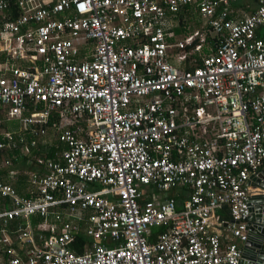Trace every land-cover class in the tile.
Masks as SVG:
<instances>
[{
	"label": "built area",
	"instance_id": "2783aa9c",
	"mask_svg": "<svg viewBox=\"0 0 264 264\" xmlns=\"http://www.w3.org/2000/svg\"><path fill=\"white\" fill-rule=\"evenodd\" d=\"M236 1L0 0V125L17 123L0 155L49 130L63 146L26 160L27 196L2 159L0 264H238L264 168V0L233 19ZM188 6L201 29L174 38Z\"/></svg>",
	"mask_w": 264,
	"mask_h": 264
},
{
	"label": "trees",
	"instance_id": "16d2710c",
	"mask_svg": "<svg viewBox=\"0 0 264 264\" xmlns=\"http://www.w3.org/2000/svg\"><path fill=\"white\" fill-rule=\"evenodd\" d=\"M194 17H195V15L191 11H189L186 7L183 10L179 11L176 14V19L178 21L177 22L178 24H177V28L174 29V33L179 34V33L187 32V30L184 29L185 23H187L186 21L192 20ZM188 31H191V30H188ZM208 40L209 39L206 37V41H208ZM16 128H17V123L15 121H10V122H7V123L0 125V129H5V130H7V129L14 130ZM18 149L19 148L9 150L5 154L0 155V163H1L3 158L6 160L8 159L11 163V167L9 169H15L17 164H23V163H25L26 160L31 161L34 157H43V158H50L51 159V158H53V152L60 150V147H59L57 142L52 141V137H51L49 144H47V143L46 144H38L35 148L29 150L28 156H25V157L22 156V158L19 162L17 160V158L19 157ZM7 171L8 170H0V181H2V182L6 181ZM22 179H23V176L18 173L16 175V181L13 183V187L19 196H26L25 190H24L25 185H24V182H22ZM177 200L179 203V199H177ZM5 203H6V201H0V204L5 205ZM179 208H180L179 204H178V206L176 205V210H179ZM160 231H161V229L153 230L150 234L151 238L155 233L160 232ZM151 238H150V240H151ZM87 243H88V240L85 237H83L82 235H78L68 245V247L74 253L80 254L83 251L82 246L84 244H87Z\"/></svg>",
	"mask_w": 264,
	"mask_h": 264
},
{
	"label": "water",
	"instance_id": "95a60500",
	"mask_svg": "<svg viewBox=\"0 0 264 264\" xmlns=\"http://www.w3.org/2000/svg\"><path fill=\"white\" fill-rule=\"evenodd\" d=\"M247 184L258 186L261 193L251 198L250 215L246 219L248 237L241 247L238 264H264V168L255 177L251 176Z\"/></svg>",
	"mask_w": 264,
	"mask_h": 264
},
{
	"label": "crops",
	"instance_id": "0c3cea01",
	"mask_svg": "<svg viewBox=\"0 0 264 264\" xmlns=\"http://www.w3.org/2000/svg\"><path fill=\"white\" fill-rule=\"evenodd\" d=\"M255 0H237L235 3H233L232 5H231V11H232V13L230 14V17L231 18H233V19H240V18H242L243 16H245V15H247V14H249L250 12H252L253 10H254V8H255ZM185 7H183L181 10H183ZM189 11H191L194 15H195V17L199 20V22L201 23V20L199 19V17L197 16V14H195L192 10H191V7H186ZM180 10V11H181ZM178 21H177V19H176V17L174 18V21L172 22V25H171V28H170V32L172 33V35L174 36V38H178V37H181V36H183V35H185V34H187V33H190V32H192V31H194V30H191V31H188L187 30V27H185L184 29L185 30H187V32H185V33H179V34H175L174 33V29L175 28H177V23ZM208 38V37H207ZM209 39V38H208ZM209 41V40H208ZM204 53H206V50H204ZM174 64H176L175 62H173ZM50 133H54V132H52L51 130H49L48 131V135H49V139H51V137L52 136H50ZM55 134V133H54ZM53 134V135H54ZM48 138V137H47ZM49 139H47L46 140V143L47 144H49L50 143V140ZM52 141L53 142H57L56 140H55V138H54V136L52 137ZM58 143V142H57ZM58 145H59V147H60V150L61 149H63V146L62 145H60L59 143H58ZM60 150H58V151H60ZM53 154H54V152H53ZM21 160V158L18 160V162ZM26 162V161H25ZM18 165H22V167H23V170L21 171L20 169H17V168H15V169H17L18 171H19V174H21L22 176H23V179H22V182H24V185H25V195L27 196V188H28V185H27V175H26V173H27V171L30 169V167L29 166H27L26 167V169H25V163H23V164H17V166ZM16 181V180H15ZM14 181V182H15ZM13 182V183H14ZM12 187H13V184H12ZM13 189H14V187H13ZM15 190V189H14ZM16 192V191H15ZM171 192H173V194L172 195H169L170 197H172L174 200H175V205H177L178 206V204H179V207L181 206V202H182V199L184 198V196L182 195V192L181 191H171ZM169 193V192H168ZM177 199H179V203H178V200ZM177 200V201H176ZM9 228L11 229L12 228V226H9ZM158 233V232H157ZM156 234V233H155ZM154 234V235H155Z\"/></svg>",
	"mask_w": 264,
	"mask_h": 264
},
{
	"label": "rangeland",
	"instance_id": "374dc122",
	"mask_svg": "<svg viewBox=\"0 0 264 264\" xmlns=\"http://www.w3.org/2000/svg\"><path fill=\"white\" fill-rule=\"evenodd\" d=\"M186 22L187 23H185V27H187V30H198V29H201L202 24L199 22V20L196 17H194L192 20L186 21ZM47 139H49V137ZM26 167L27 166L25 165V169H26ZM16 168L20 169L21 171L23 170L22 165H18V166H16ZM172 194H173V192H169V193L166 194V196H169V195H172Z\"/></svg>",
	"mask_w": 264,
	"mask_h": 264
}]
</instances>
